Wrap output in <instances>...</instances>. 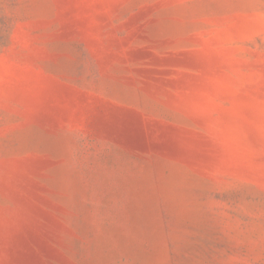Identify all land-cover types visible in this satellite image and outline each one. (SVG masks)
I'll use <instances>...</instances> for the list:
<instances>
[{
  "label": "rangeland",
  "instance_id": "1",
  "mask_svg": "<svg viewBox=\"0 0 264 264\" xmlns=\"http://www.w3.org/2000/svg\"><path fill=\"white\" fill-rule=\"evenodd\" d=\"M10 263L264 264V0H0Z\"/></svg>",
  "mask_w": 264,
  "mask_h": 264
},
{
  "label": "bare ground",
  "instance_id": "2",
  "mask_svg": "<svg viewBox=\"0 0 264 264\" xmlns=\"http://www.w3.org/2000/svg\"><path fill=\"white\" fill-rule=\"evenodd\" d=\"M15 216H16V214H15ZM13 219H15V218H13ZM11 244V243H10ZM10 244H9V246H10ZM21 248H23V247H21ZM7 250V253H8V256H9V258L10 259H13V260H23V261H25L24 259H22L23 257H22V251L21 250H23V249H21V250H19V249H17L16 248V245H15V247L14 246H11L9 249L7 248L6 249ZM4 251H5V246H4ZM21 251V252H20ZM24 252V251H23ZM6 253V252H5ZM5 253H4V255H5ZM25 255V254H24ZM26 256V255H25ZM12 260V261H13ZM28 260V259H27ZM26 260V261H27ZM11 264V263H10ZM18 264V263H17Z\"/></svg>",
  "mask_w": 264,
  "mask_h": 264
}]
</instances>
